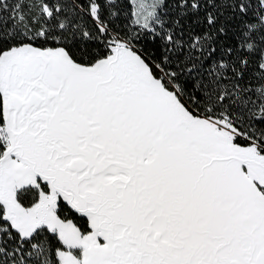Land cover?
I'll list each match as a JSON object with an SVG mask.
<instances>
[{
  "label": "snow or ice",
  "instance_id": "obj_1",
  "mask_svg": "<svg viewBox=\"0 0 264 264\" xmlns=\"http://www.w3.org/2000/svg\"><path fill=\"white\" fill-rule=\"evenodd\" d=\"M0 264H264V0H0Z\"/></svg>",
  "mask_w": 264,
  "mask_h": 264
}]
</instances>
